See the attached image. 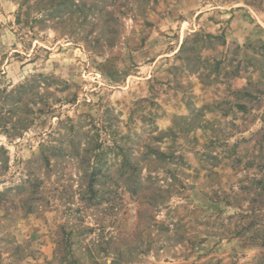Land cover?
<instances>
[{
  "label": "rangeland",
  "instance_id": "obj_1",
  "mask_svg": "<svg viewBox=\"0 0 264 264\" xmlns=\"http://www.w3.org/2000/svg\"><path fill=\"white\" fill-rule=\"evenodd\" d=\"M0 264H264V0H0Z\"/></svg>",
  "mask_w": 264,
  "mask_h": 264
}]
</instances>
